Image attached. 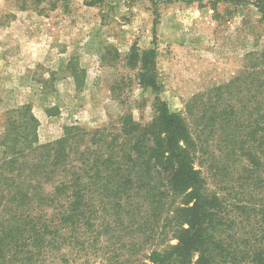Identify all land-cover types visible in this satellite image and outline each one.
I'll use <instances>...</instances> for the list:
<instances>
[{
  "label": "rangeland",
  "instance_id": "374dc122",
  "mask_svg": "<svg viewBox=\"0 0 264 264\" xmlns=\"http://www.w3.org/2000/svg\"><path fill=\"white\" fill-rule=\"evenodd\" d=\"M258 2L0 0V161L3 141H68L73 163L82 152L142 163L145 146L165 138L157 122L167 109L188 127L208 190L226 200L235 221L226 236L260 242L264 170L251 156L261 158L264 141ZM24 107L35 119L28 128ZM138 173L155 178L129 174Z\"/></svg>",
  "mask_w": 264,
  "mask_h": 264
},
{
  "label": "trees",
  "instance_id": "16d2710c",
  "mask_svg": "<svg viewBox=\"0 0 264 264\" xmlns=\"http://www.w3.org/2000/svg\"><path fill=\"white\" fill-rule=\"evenodd\" d=\"M148 78L145 84L158 91ZM23 109L28 128L35 119ZM159 112L165 138L145 146L150 156L142 163L89 160L87 152L73 163L68 141H3L0 264H90L93 258L100 264H264V236L258 243L226 236L235 221L196 169L188 127L167 109ZM262 145L261 158L251 156L264 170ZM133 150V157L140 152ZM137 169L155 178L131 177ZM261 212L264 218V205Z\"/></svg>",
  "mask_w": 264,
  "mask_h": 264
}]
</instances>
